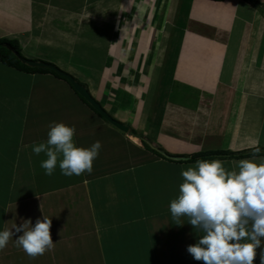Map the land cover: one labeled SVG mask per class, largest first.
<instances>
[{
	"label": "crops",
	"instance_id": "0c3cea01",
	"mask_svg": "<svg viewBox=\"0 0 264 264\" xmlns=\"http://www.w3.org/2000/svg\"><path fill=\"white\" fill-rule=\"evenodd\" d=\"M128 1L0 0V38L72 76L128 127L109 124L68 81L0 62V230L44 215L55 243L33 258L12 237L0 264H203L187 252L202 233L169 212L181 171L195 163L144 143L171 157L253 151L257 141L264 152V14L243 0H167L161 31L151 15L160 0L131 2L146 19H128ZM192 18L203 19V34L190 30ZM53 122L74 126L78 147L101 143L91 173L45 175L46 157L31 145L47 140ZM242 159L264 155L220 160L235 170Z\"/></svg>",
	"mask_w": 264,
	"mask_h": 264
},
{
	"label": "clouds",
	"instance_id": "9594fccd",
	"mask_svg": "<svg viewBox=\"0 0 264 264\" xmlns=\"http://www.w3.org/2000/svg\"><path fill=\"white\" fill-rule=\"evenodd\" d=\"M75 132L74 126L53 122L47 140L31 145L34 155L46 157L40 162L45 175H53L57 167L68 177L92 172L102 145L96 141L90 147H78ZM257 145L254 142L253 157L261 152ZM181 176L169 212L176 225H183L187 218L202 233L187 252L203 264H254L257 249L264 245V162L242 159L235 170H229L221 160L198 159ZM51 224V218L43 215L35 224L29 218L11 230H0V251L15 237V245L29 257L45 254L55 245ZM260 264H264V249Z\"/></svg>",
	"mask_w": 264,
	"mask_h": 264
},
{
	"label": "trees",
	"instance_id": "16d2710c",
	"mask_svg": "<svg viewBox=\"0 0 264 264\" xmlns=\"http://www.w3.org/2000/svg\"><path fill=\"white\" fill-rule=\"evenodd\" d=\"M211 1H222V0H211ZM248 3H250L253 7L257 8L260 12L264 14V8L261 6L258 0H243ZM7 46H10L12 49H14L17 53L15 55ZM20 57H23L20 51V47L15 40H10L6 38H0V62L13 67L19 71H23L26 73H50L54 75L57 78L63 79L67 81L64 77L58 75L55 71L45 68V67H30L24 64L23 62L20 61ZM78 97L85 102L93 111H95L99 116L100 114L92 108L77 92H75ZM146 149L154 153L156 156H159L161 158L168 159L165 157L161 152H164L160 147L159 148H152L146 143H144ZM253 151H243V152H231V151H226V150H216V151H202V152H197L189 156H181L179 155L178 157H186V159H180V162H187V163H195L196 160L198 159H203V160H220V159H240V158H246L253 156L252 155ZM168 155L167 153H165ZM256 155H264V152H260Z\"/></svg>",
	"mask_w": 264,
	"mask_h": 264
},
{
	"label": "water",
	"instance_id": "95a60500",
	"mask_svg": "<svg viewBox=\"0 0 264 264\" xmlns=\"http://www.w3.org/2000/svg\"><path fill=\"white\" fill-rule=\"evenodd\" d=\"M15 55H17L16 51L14 49H12L10 46H7ZM21 62H23L24 64H26L27 66L30 67H45L48 69H51L53 71H55L58 75L64 77L69 83L70 85L73 87V89L92 107L94 108L100 115L102 118H104L109 124H111L112 126L116 127L117 129H119L120 131L123 132H127L128 131V127L122 123H120L119 121L115 120L113 117H111L103 108L102 106L95 101V99H93V97L90 95L89 91L87 90L86 87H84L83 85H81L77 80H75L72 76H70L69 74L59 70L57 67H55L54 65L50 64V63H46L43 61H34V60H29L26 59L24 57H20L19 58ZM163 154L165 157H169L170 159L173 160H180V159H186V157H171V156H167L165 155L163 152L161 153Z\"/></svg>",
	"mask_w": 264,
	"mask_h": 264
},
{
	"label": "rangeland",
	"instance_id": "374dc122",
	"mask_svg": "<svg viewBox=\"0 0 264 264\" xmlns=\"http://www.w3.org/2000/svg\"><path fill=\"white\" fill-rule=\"evenodd\" d=\"M147 1V0H146ZM161 2H160V4H159V6H157V9H155V10H153V12H152V14L151 15H153L152 16V19L154 18V19H159V21H160V30L162 31V24H163V22L166 20V19H164V12H165V10H166V6H163V2L164 1H166L167 2V0H160ZM131 2H133L134 3V0H129L128 1V4H129V7H128V19H133V18H135L136 16H138V17H140V18H144V19H146V15H147V12H146V10L144 9V11L145 12H137V14L134 12V9L132 10V12L130 11V8H131ZM144 2H145V0H144ZM154 5V3H151V7ZM150 19V18H149ZM186 20V19H185ZM170 21V20H169ZM186 27V26H185ZM188 27H190V30L191 31H195V32H201V34H203V19L201 20V21H199L198 19H190V26L188 25ZM177 30L176 31H179L180 32V34L182 33L183 34V29H182V25H180V26H178L177 25ZM181 29H182V31H181ZM178 36V35H177ZM176 36V37H177ZM166 35L165 34H162V32H160V44H161V47H164V42L166 43ZM175 41V40H174ZM128 42H130L129 43V45H128V48L130 47V49H132V50H130V51H128V54H130L131 53V55L129 56L128 55V60H127V67L129 66V69H128V73H130V71H131V69H130V67L131 66H135L136 65V58L138 57L135 53H136V50H134L135 48H136V41L134 40V41H128ZM163 44V45H162ZM133 47V48H132ZM129 50V49H128ZM119 63V62H118ZM122 67H124V66H122ZM132 68V67H131ZM123 72H127V70L125 69ZM167 74V73H166ZM168 74H172V73H168ZM130 75H131V77L129 78L130 80H132V75H134V73L133 72H131L130 73ZM129 75V76H130ZM171 77V76H170ZM170 77L168 76L167 78H164V79H166V80H168V79H170ZM163 91H165V90H167L166 89V87L165 88H163L162 89Z\"/></svg>",
	"mask_w": 264,
	"mask_h": 264
}]
</instances>
